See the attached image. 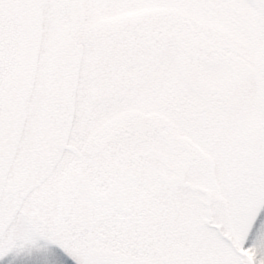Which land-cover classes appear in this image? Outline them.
I'll return each instance as SVG.
<instances>
[{
    "label": "snow or ice",
    "instance_id": "1",
    "mask_svg": "<svg viewBox=\"0 0 264 264\" xmlns=\"http://www.w3.org/2000/svg\"><path fill=\"white\" fill-rule=\"evenodd\" d=\"M0 264H264V0H0Z\"/></svg>",
    "mask_w": 264,
    "mask_h": 264
}]
</instances>
